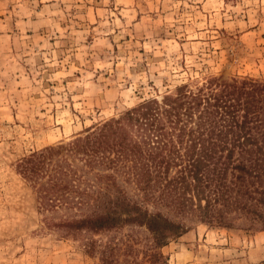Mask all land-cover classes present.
Segmentation results:
<instances>
[{
  "label": "rangeland",
  "instance_id": "rangeland-1",
  "mask_svg": "<svg viewBox=\"0 0 264 264\" xmlns=\"http://www.w3.org/2000/svg\"><path fill=\"white\" fill-rule=\"evenodd\" d=\"M264 81V0H0V264H264V229L191 224L160 248L144 229L61 237L23 158L175 87ZM156 253L149 257V254Z\"/></svg>",
  "mask_w": 264,
  "mask_h": 264
},
{
  "label": "trees",
  "instance_id": "trees-1",
  "mask_svg": "<svg viewBox=\"0 0 264 264\" xmlns=\"http://www.w3.org/2000/svg\"><path fill=\"white\" fill-rule=\"evenodd\" d=\"M64 238L144 229L160 248L194 223L264 229V81L207 77L143 99L17 164ZM116 244H104L113 264ZM156 253L149 254V257Z\"/></svg>",
  "mask_w": 264,
  "mask_h": 264
}]
</instances>
